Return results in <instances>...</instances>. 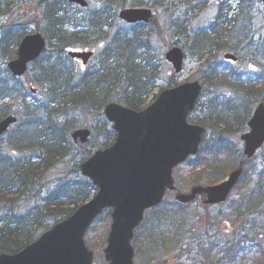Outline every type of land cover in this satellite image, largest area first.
Masks as SVG:
<instances>
[{
  "label": "trees",
  "instance_id": "16d2710c",
  "mask_svg": "<svg viewBox=\"0 0 264 264\" xmlns=\"http://www.w3.org/2000/svg\"><path fill=\"white\" fill-rule=\"evenodd\" d=\"M27 1L37 6L40 14L37 21L36 18L29 17V14H22L21 7ZM27 1L0 0V12L10 20L0 32V121L8 116H21L18 124L2 140L5 142L0 141V254L21 251L53 225L71 216L79 206L96 194L97 189L81 175L79 167L92 155V150L98 148L96 146L99 142L94 139L87 148L78 149L72 142L71 134L75 129L89 124L83 122L86 117L101 115L105 104L111 100H117L137 111L147 107L150 98H156L154 90L160 79L157 62L163 60L154 46V33L149 29L150 25L128 26L119 23L118 10L126 8L123 0H103L104 10L99 13H89V10L73 7L67 0ZM184 2L188 4L190 0H135L127 4L131 7L145 6L155 11L162 10L167 13V19L175 29L181 31L184 27L182 33L188 37V28L181 25L182 15L179 16L181 10L178 5ZM187 6L195 9L191 5ZM16 14L19 15L15 16ZM234 21L230 19L228 22ZM153 23L154 20L150 24ZM32 26L46 38L47 51L50 50L54 58L49 57L48 60L52 58L54 62L45 61L41 64L42 59L32 66L36 68L35 79L42 88L39 98L42 95L45 98L43 101L36 98L35 102L28 103L23 82L11 76L6 62L14 59L20 40L29 34ZM213 35H199L195 38L196 46L203 49L215 44V49L219 52L228 50L237 56L242 54L237 45L239 43L222 46L217 42L218 34L211 38ZM101 43L103 47L98 63L84 73L70 68L64 59L66 49L95 47ZM28 76L29 74L25 80L30 84ZM221 76L222 74L213 75L215 80ZM229 78L223 77L221 81L227 82ZM177 84L172 80L168 87ZM262 84L264 86V81ZM243 85L248 87L250 83H241L239 78L236 85L239 91L237 102L227 101L230 104L228 113L236 114L233 119H237L239 115L241 121L250 119L253 106L258 102L256 99L251 104V111L246 114L248 103H244L246 98L240 99L246 93ZM251 90L255 88L252 87ZM10 102L20 103L22 112H15L8 105ZM222 117L217 116V119L209 121L212 126L216 125L213 130L228 129L231 122L222 120ZM193 121L206 127V123L200 118H194ZM105 135L106 144L100 148H107L114 141V132L105 129ZM212 150L194 165V180L197 181L193 184L202 183L199 181L206 178L207 184L215 185L209 182L213 180L215 183L218 177H225V172L244 167L245 163L241 158L238 162L236 153L214 151L215 147ZM53 171L55 175H52ZM258 177L256 188L248 194L243 193L240 203L234 209V224H241L240 233L228 240L220 238L218 241L217 237L210 236L209 233L200 239L202 234L196 233L195 228L191 230L193 237L199 239L198 255L205 262L239 264L252 254L256 256L254 264H264L262 244L259 240L250 238L251 234L246 230L251 225L243 220L246 213L251 215L253 210L264 207V168ZM163 206L164 204L152 210L158 224L169 218H181L175 209L180 208L179 205H170L171 208L167 205L166 209H162ZM245 225L249 228L244 227ZM159 227L161 229L160 225ZM176 228L178 227L168 226L167 231L161 229L159 232L155 226L147 227L144 224L139 233L146 229V240L155 236V244L160 240L173 249L179 242L178 235L174 238ZM199 241L202 243H198ZM87 244L91 249H97V244H93L90 236ZM105 244L103 243V247ZM134 245L139 258L142 252L139 237H136ZM218 246L219 257L215 254Z\"/></svg>",
  "mask_w": 264,
  "mask_h": 264
},
{
  "label": "rangeland",
  "instance_id": "374dc122",
  "mask_svg": "<svg viewBox=\"0 0 264 264\" xmlns=\"http://www.w3.org/2000/svg\"><path fill=\"white\" fill-rule=\"evenodd\" d=\"M102 1L103 0H88L90 5L89 13H99L100 10H104L105 5ZM123 2L127 7V3H131L133 0H123ZM187 5L193 6L199 12L197 13L195 9L192 10ZM36 7V5L27 1L24 6L21 7L22 14H29V17L36 18L37 21L40 18V14ZM178 7L181 10L179 16L182 15V24L181 22L180 24L182 26L185 25L188 28V37L184 36L182 33L184 27L181 28V31L172 29L170 25L173 23L168 21L167 13H164L162 10L154 11L155 24H152L150 29L154 33L153 43L158 49V54L165 53L168 48L173 47L175 44H179L183 47L187 55V60L184 65L183 73L175 77L178 83L198 81L204 86V93L200 101V106L196 110V113H194L193 119L200 118L202 122L206 123L207 129L209 132L211 131L210 136L206 143L204 142L202 145L201 154L196 158L190 159L181 166L180 169L175 171V182L177 187L182 191L181 193H188L193 186H195L193 184L194 181H197L194 180L196 172L192 170L194 165L199 162L197 159L206 157L213 151L212 149L214 147H216V151L236 153L238 156V162H240L243 152L241 136L247 132L245 124L248 119L245 117L247 120L244 119L241 121L242 119L239 115L237 116V119H233L236 114L228 113L230 104L227 103V101L234 100L236 103L238 99L237 95L239 94V91L236 88V83L230 82L229 80L228 83L223 84L221 81L215 80L213 75L223 74L225 77H237L242 75L245 76L244 79L251 80L254 85L252 83L248 87H246L247 85H243V87H246V93L244 96H241L240 99L243 100V98H246V102L244 101V103H248L249 106L246 114L251 111L252 103L258 99V102L253 107L254 111L256 105L264 97L262 82L259 83L264 79V5L261 3V0H250L249 2L248 0H190L188 4L185 2L184 4L180 3ZM201 7L203 8L201 9ZM18 15L19 14H16L15 16ZM230 19L235 21L229 23L228 21H230ZM9 22L10 20L3 17L0 12V32ZM108 24L109 22L106 25ZM230 24H233L231 28L229 27ZM209 27L214 31L219 29V33L221 34L217 36V42L222 46L239 43L237 45L242 51V54H239V58H243V60L232 65L231 62L225 61L223 56L226 53L234 52L228 50L219 52L211 46L203 49L196 46L195 38H198L199 35H201L196 33ZM33 28L34 27L32 26V29ZM106 30H104V32H106ZM29 31L32 30L29 29ZM209 40L212 41V39ZM102 47L103 43L98 44L95 47H75L73 51H94L95 58L89 63L88 67H84L78 61H68V63L71 64L70 68L78 70L79 73L81 71L84 73L88 69H93L100 59ZM52 56L53 54L51 55V51H47L41 64L45 61L54 62L51 60L53 58ZM49 57L52 58L48 60ZM157 63H159V76L163 81L158 82V88L155 90V94L160 92V87L164 86L165 83L172 82L173 80V76H171L170 73L171 67L163 60L158 61ZM35 75L36 68L32 67L29 72L28 80L35 89H38V93L33 95L29 90H26L25 93L28 103L35 102L36 98L38 99L42 92V88L35 79ZM252 87H254L255 90H251ZM240 88L242 89V86ZM44 98L45 97L42 95L39 100L42 101ZM8 105H11L15 112H22L20 103L10 102ZM99 115L100 114L87 117L83 121L89 123L88 127L94 132V139L99 142V145H101L105 140L106 135L105 126L103 125L104 120ZM17 116L19 118L21 117L20 115ZM217 116H225L222 117V120L231 122L228 129L218 130L216 128L213 130L216 125L214 124L212 126L209 121L211 118L217 119ZM2 142L4 143L5 141ZM263 168L264 148L258 152L251 163L245 166L244 178L241 180L237 189H235L228 201L222 205L207 208L202 204V198H200L194 205H188L183 209H176V214H179L181 217L178 220L169 218L159 224L156 221L155 213L149 211L146 214L144 224H147V227L155 226L159 232L161 229L167 231L168 226L169 228L178 227L175 230L176 233L174 238L178 235L179 242L173 249H170L168 244H166V246L160 240L155 244V236H150L149 240H146L145 234H148V230L145 229V231H143L144 233H139V242L142 252L139 258L136 257L135 264H212V262H205L201 256L198 255L200 254L197 245L199 239L193 237L191 230L195 228L196 233L199 235L202 234L200 235V239L204 234L209 233L210 236L217 237L218 241L220 238L228 240L232 238L233 235H236V233H240L241 224H234V209L237 207L236 205L240 203L239 201L241 200L243 193L248 194L256 188V183L259 178L258 176L261 175ZM227 173L228 172L224 173V178L218 177L215 183L213 180L209 183H221L226 178ZM52 175H55L54 171L52 172ZM199 182H202L200 184L206 186L208 181L204 178ZM173 197L174 196L167 197L165 203L166 206L164 205L162 209H166L167 203H172L174 201ZM253 211L254 212H252L251 215L246 213L243 219L248 221L251 227L249 228L247 225L244 227L249 228L246 231L251 234L250 238L259 240L262 244L261 248L264 250V207ZM178 223H181L180 226H178ZM224 224H229L230 231L221 230ZM110 225L111 215L110 211H107L96 221L88 233L93 244H97L96 250L90 248L95 254V264H105L103 255L105 248L103 247V243H106ZM159 225L161 226V229ZM198 243H200V241ZM216 251L217 253L215 254L219 257V246ZM255 257V255L250 254L239 264H254L255 260L253 259Z\"/></svg>",
  "mask_w": 264,
  "mask_h": 264
},
{
  "label": "water",
  "instance_id": "95a60500",
  "mask_svg": "<svg viewBox=\"0 0 264 264\" xmlns=\"http://www.w3.org/2000/svg\"><path fill=\"white\" fill-rule=\"evenodd\" d=\"M69 3L82 8L88 6L85 0H69ZM151 14L148 10H125L120 19L129 24L147 23ZM45 46L42 35L26 36L20 43L17 59L8 65L13 76L23 77L28 65L40 57ZM68 54L84 64L92 57V53ZM226 58L236 60L231 55ZM166 59L176 73L182 71L184 55L180 49L171 50ZM200 92L198 83L182 85L161 93L157 101L142 112L109 104L105 116L114 124L116 142L81 166L82 174L99 189L97 195L18 254H1L0 264H94V253L87 248L85 236L105 209L113 210L104 250L106 262L134 264L132 241L145 212L159 205L167 191H175L174 169L198 152L204 130L188 124L187 117L194 110ZM16 121L9 117L0 122V137ZM248 126L250 132L242 136V140L245 155L252 158L264 144V104L257 108ZM89 136L88 130H80L73 133L72 138L81 147ZM241 174L242 170H238L220 186L196 187L189 194L177 195L176 200L188 204L206 195L205 205L223 203Z\"/></svg>",
  "mask_w": 264,
  "mask_h": 264
}]
</instances>
